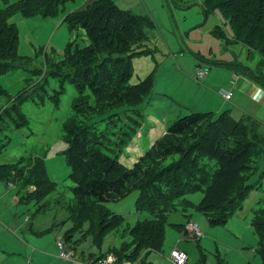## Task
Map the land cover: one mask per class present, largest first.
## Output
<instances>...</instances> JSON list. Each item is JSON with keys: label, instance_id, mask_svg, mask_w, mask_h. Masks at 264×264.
Returning a JSON list of instances; mask_svg holds the SVG:
<instances>
[{"label": "rangeland", "instance_id": "374dc122", "mask_svg": "<svg viewBox=\"0 0 264 264\" xmlns=\"http://www.w3.org/2000/svg\"><path fill=\"white\" fill-rule=\"evenodd\" d=\"M14 1L18 0H8L9 3ZM88 1L59 0L53 3L54 14L44 15L47 8L44 7L29 16L17 10L8 18V23L16 25L19 39L17 56L0 69V164L15 163L17 170H14H22L24 175L16 182L11 181L12 178L9 183L0 181V264H79L60 257L59 240L76 250L81 259L87 258L86 261H96L106 253L113 257L114 264H139V259L146 255L142 250L139 258L132 261L122 257L123 252L119 251L132 240L131 231L139 220L153 217L147 210L136 209V190L125 198L107 203V207L122 214L124 219L117 229L103 235L102 243L95 241L92 232L76 231L67 239V232L75 226L69 217L68 206L77 201L72 191L75 183L70 177L72 168L66 153L74 136L80 142L83 135L80 128L99 132L106 128L105 121L110 128L103 135L101 132V137H94L93 142L101 144L100 149L114 159L104 162L96 153L90 156L96 151V146L80 144L81 148L86 147L80 152L97 167L94 173L104 166L114 171V165H118L122 167L120 172L134 167L144 149L150 151L164 137L168 127L179 116L178 109L184 105L197 108L201 101L205 105L207 101L214 100L215 105L210 111L216 115L230 111L232 116L240 119L247 114L232 105L240 104L250 113L258 114L251 115L262 123L260 131L264 133V107L239 91L225 103L215 93L224 86L225 79L217 74L222 71L205 62V58L216 57L255 66L259 55L256 52L249 55L253 47L235 37L229 23L230 13L227 15L217 7L206 15L202 9L203 0H114L120 8L148 15L155 23V28L147 31L144 46L147 52L132 58L130 80L134 84L154 71V87L140 102L99 106L90 87L86 90L80 85L76 87L78 83L74 77H77L78 67L73 70L68 57L89 41L85 29L72 28L65 18ZM5 2L0 0V6H5ZM216 25H222L227 32V46L213 33ZM245 32L246 29L241 34L245 35ZM197 64L209 66L213 89L200 86L207 76L200 82L194 79ZM188 77L193 81L188 82ZM107 90H114V87L108 86ZM103 99L101 96L99 101ZM190 112L197 110L184 114ZM205 127L207 124L201 126ZM176 157L161 160L157 167L173 163ZM252 159L256 168L246 172V179L247 183L257 184L239 199L226 223L213 224L212 214L208 216L198 209L208 183L199 190L188 191L173 200V210L163 212V244L160 250L147 253V262L174 264L170 254L177 248L187 252V264H264L263 255L258 250L261 235L255 226L256 221L264 222V153L254 154ZM208 161L207 158L204 162ZM152 162L146 160L144 164ZM216 169V160H211L209 170L213 173ZM42 173L56 182L55 189L41 202L22 200L25 191L36 188L30 183L24 184V178L38 179ZM149 173V178L154 177L153 169ZM165 185L158 186L164 188ZM45 203L46 206L40 207ZM146 203L153 205L152 201ZM96 218L109 223L102 214L98 213ZM190 221L198 224L203 233L201 238H193L185 230ZM97 224L91 225L93 231L100 227ZM141 225L150 226L151 222ZM83 227L86 229L89 224ZM135 235L133 242L139 239L140 233ZM132 244L129 245L133 250ZM129 253L124 254L127 256Z\"/></svg>", "mask_w": 264, "mask_h": 264}, {"label": "trees", "instance_id": "16d2710c", "mask_svg": "<svg viewBox=\"0 0 264 264\" xmlns=\"http://www.w3.org/2000/svg\"><path fill=\"white\" fill-rule=\"evenodd\" d=\"M56 1L59 0H18L12 3L6 0V5L0 6V69L8 66L9 60L17 56L19 33L14 23H8V18L17 10L29 16L44 7H47L44 15L54 14L53 3ZM217 7L227 15L230 13L229 23L235 37L253 47L249 55L255 52L259 55L255 66L234 60L217 61V64L229 67L264 88V0L202 1V9L206 15ZM65 21L72 28L86 30L88 44L78 47L68 57L73 70L78 67L75 72L77 77H74L75 83H78L76 87L79 88L80 85L85 90L90 87L99 106L110 107L120 102L134 104L132 102H140L152 92L154 71L139 82L130 83L132 58L147 52L144 48L148 38L147 31L155 28L151 17L130 9H122L114 0H94L67 14ZM244 29L246 32L242 35ZM213 33L223 39L227 46L229 36L222 25H217ZM108 86L114 87V90L106 91ZM101 96L104 99L99 101ZM81 112L87 114L86 111ZM216 114L213 111H197L179 115L168 127L164 137L153 145L154 148L148 151L145 147V152L143 151L140 161L134 167L120 172L122 167L114 165L113 169L117 174L106 166L94 173L97 167L91 165V160L80 152L92 143V146H96V151L91 152L90 156L96 153L98 159L103 158L104 162L114 159L100 149L101 144L93 142V138L101 132L103 135L110 130L107 122L105 121L106 128L99 132L80 128L83 132L80 142L74 136L66 153L72 168L70 177L75 183L72 191L75 202L77 201L76 204L68 206L69 217L73 219L75 226L67 232V239L76 231L84 234L92 232L95 241L102 243L103 235L117 229L124 219L122 214L107 207V203L125 198L135 190L138 191L136 209L147 210L153 217L139 220L131 231L132 240L125 243L119 251L123 252L122 257H128L132 261L139 258L142 250L145 251L146 255L139 259V264H150L145 257L147 253L161 249L164 237L163 212L173 210V200L188 191L199 190L203 184L208 183L198 209L208 216L212 214L213 224L226 223L239 199L257 184L247 183L246 172L256 168L252 164V155L264 153V133L260 131L262 123L250 115L237 119L230 111ZM203 124H207V127L201 128ZM89 137L92 139L89 140ZM80 144L87 146L81 148ZM173 156H177L173 163L162 168L157 167L161 160ZM207 158L210 161L216 160L217 169L213 173L209 170L210 161L204 162ZM146 160L153 162L145 165ZM137 163L139 164L136 166ZM15 168V163L0 164V181L9 182L10 178L13 182L22 180L23 171H15ZM152 169L155 174L149 178ZM147 178L149 179L144 184ZM23 183H30L36 188L26 192L23 187L25 195L22 200L36 199L37 202H41L56 186V182L46 178L44 173L38 179L25 177ZM163 183H166L165 187L160 188L158 185ZM131 186L135 188L132 189ZM147 201H152L153 205H149ZM88 212L90 215H87ZM98 213L106 216L109 223H102L99 218L97 220ZM144 222H151V225H141ZM86 223L89 224L88 229L83 227ZM94 223H98L99 230L93 231L91 225ZM255 226L261 235L258 250L264 258V222L256 221ZM136 233H140V237L133 242ZM130 243L134 245L133 250ZM127 251L130 253L126 256L124 253ZM104 254L99 258L107 256Z\"/></svg>", "mask_w": 264, "mask_h": 264}, {"label": "crops", "instance_id": "0c3cea01", "mask_svg": "<svg viewBox=\"0 0 264 264\" xmlns=\"http://www.w3.org/2000/svg\"><path fill=\"white\" fill-rule=\"evenodd\" d=\"M91 1H94V0H89L87 3H85L83 6H81L78 9H81V8L85 7ZM198 57H200V56H198ZM199 59L201 60V58H199ZM205 59H207V61H205L206 63L214 64L215 66H217L219 68V70L222 71V73H217V74L222 78V80L225 79L224 80V86L222 87V89L220 91L215 90L216 91L215 93L217 95H219L221 98H223L222 100L225 103H227L228 101H231V99L234 98L235 93L239 91V92H241L243 94L248 95V97L250 98V100H252L256 104H258L259 106H263L264 107V88H262L261 86H259L258 84H256L254 81L249 80V78L244 77L242 74L235 73L229 67H227L225 65L217 64V61H232V60L217 59L216 57L213 58V59H210V58H205ZM201 61H203V60H201ZM198 66L206 67V68L209 69V72L206 75L207 77L206 76L202 77V78H205L206 77V79H205L204 82H202L200 84V86L205 85L208 90L213 89V87H212V81H211V77H210L211 71H210L209 66L208 65L203 66L202 64H197L196 65V68ZM196 68H195V70H196ZM193 77L198 82H200L201 81L200 79H202V78L197 79L196 76H195V73H193ZM186 80H188V82H190V81H193V78L192 77H188ZM222 90L230 91L232 93L230 99H226L224 97V95L222 93ZM213 103H214V100H209V101H207V103H205V105H202V101H201V106H198L197 108L196 107H191V106H185L184 105L182 108L178 109V111H179L178 112L179 113L178 115L187 113L190 110H192V111H196L197 110L198 111V110L204 109V110L210 111V110L213 109L211 107H214V105H215ZM232 105H235V107H237L238 109H241V111L244 112L243 114H247V115L255 114V115H258L256 113H250V110L249 109H247V108H245L243 106L241 107L240 104L238 105L236 103V104H232ZM220 108H222V106H220ZM219 111L220 110H218L216 112H219ZM251 116L254 117L253 115H251ZM255 119H257V118H255ZM15 200L18 201L17 198H15ZM85 259H87V258H82V259L80 258V260H85Z\"/></svg>", "mask_w": 264, "mask_h": 264}, {"label": "built area", "instance_id": "2783aa9c", "mask_svg": "<svg viewBox=\"0 0 264 264\" xmlns=\"http://www.w3.org/2000/svg\"><path fill=\"white\" fill-rule=\"evenodd\" d=\"M209 72V69L206 67L198 66L196 68L195 76L197 79H200L204 76H206ZM222 93L226 99H230L232 93L230 91L222 90ZM185 230L193 237V238H201L203 236V233L201 232L198 224L196 222L190 221L187 225ZM57 245L60 250V257L64 259L71 260L73 262L79 263V264H114V259L111 255H107L106 257L99 258L96 261H86L80 260V257H78V253L76 250L68 247L62 240H59L57 242ZM170 259L174 264H187L188 262V254L184 250L180 249H173L170 254Z\"/></svg>", "mask_w": 264, "mask_h": 264}]
</instances>
